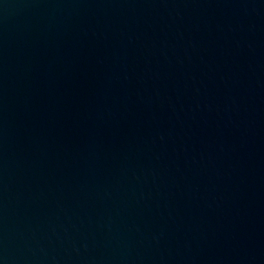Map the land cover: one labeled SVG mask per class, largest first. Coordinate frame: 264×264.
<instances>
[{
    "label": "water",
    "instance_id": "95a60500",
    "mask_svg": "<svg viewBox=\"0 0 264 264\" xmlns=\"http://www.w3.org/2000/svg\"><path fill=\"white\" fill-rule=\"evenodd\" d=\"M0 264H264V0H0Z\"/></svg>",
    "mask_w": 264,
    "mask_h": 264
}]
</instances>
